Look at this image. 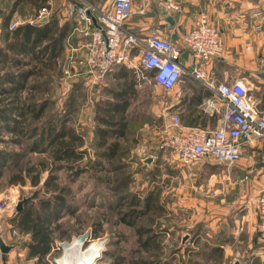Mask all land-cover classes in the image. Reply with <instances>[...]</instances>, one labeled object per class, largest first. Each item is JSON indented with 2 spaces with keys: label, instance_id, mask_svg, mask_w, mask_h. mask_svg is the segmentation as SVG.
<instances>
[{
  "label": "rangeland",
  "instance_id": "obj_1",
  "mask_svg": "<svg viewBox=\"0 0 264 264\" xmlns=\"http://www.w3.org/2000/svg\"><path fill=\"white\" fill-rule=\"evenodd\" d=\"M179 1L183 7V1ZM259 9L255 11L264 13L262 9ZM3 64L5 69L7 68L11 71L13 69L19 73L20 71H28L34 66L32 63L27 65V67H18L14 66L11 61H5ZM48 66V69H42L46 73L33 75L25 80L26 85L25 90L21 93V102L26 101L25 98L27 97H32V100L38 104L50 101L44 115L38 120L32 119V116L29 115L25 126L30 129L36 126L41 127L43 123L48 122L50 117L65 111L68 112L67 110L69 109L68 116L71 119L67 125L74 126L79 134L84 133L86 142L88 141V145L84 148L94 157V150L89 146V143L95 138L92 133L93 129L101 125L95 119L96 109L101 100L105 98L113 99V96L107 92L109 86H103L104 84L102 83L99 89H96L91 81L89 84L78 86L74 83L62 86L61 82H65L63 64L56 62L51 66L48 63ZM44 82L49 83L44 86ZM1 83L8 87L11 85L10 82L6 83L5 80L3 82L1 80ZM38 84H41L42 87ZM124 87L126 88V86ZM120 88L123 87L121 86ZM136 89L137 95L132 102V108L134 116L137 115V119L132 127V134L130 133L134 136L120 139L122 143L120 150L126 152H122V155L116 158L111 166L108 167L114 168L115 165H123L124 167L119 172L113 171L112 175L111 173L108 174L113 179L111 187L103 183V180H100L104 177L106 171L100 172V175L97 174L101 177L98 179L97 175H95V168L89 167V165L90 171L84 172L76 180H73L70 177L71 171L58 169L59 163H53L52 165V157L45 152L26 153V139L28 138H25L24 141L19 134L7 131L5 126L1 128L0 137L2 141H0V149H7L17 155L24 153V155L19 156V161L17 160L19 169L21 165L26 168L34 163L38 164L41 160H46L50 165L43 172L42 181L38 186H33L30 181H27L26 185H9L8 177L10 172L17 170V167H15L16 169L14 167L11 168L10 164L0 179V203L8 199V202L4 203V208L0 214V224H2L1 222H12L10 223L11 226H9L11 227V233H9L10 230H7V239L11 244H17L24 248L26 242L30 243L32 240L31 234H26L20 227H16L18 226L19 217V212L16 209L18 201L30 197L32 200L25 202L24 209H31L34 215L37 213L45 215L54 209V204L44 208L42 207V201H46L52 198L55 193L61 192L67 197L70 207L68 210H64L58 220L52 222L49 231L53 240V248L51 253L41 261V264H50V261L57 264L58 262L54 260H59L63 256V249L59 246V243L70 242L74 236L87 231L91 232V237L86 240L84 249L89 248L98 240L107 239L105 250L99 251L100 255L93 264H132L141 259L151 262V264L156 262L158 264H188L189 259H193L195 261L194 264H217L219 262L220 264H231L229 263L231 260L226 259L223 261L222 255L219 256L220 259L217 258L212 263L205 260V253H208L209 250L208 245L205 244V239L208 238L206 231H208L209 226L206 228L205 223L195 222L193 218L195 215L198 219L207 217L208 208H211V210L227 208L229 213H234L232 212L233 208H239L240 211L246 209L247 201L239 200V189L241 186L232 190L230 178L223 175L216 173L212 176L208 175V173L199 174L196 172L194 174V171L186 167L183 170L179 163L175 162L176 156L168 150L158 148L160 151L157 154L156 152L150 153V148H148L147 144L157 143L159 147L166 135L173 131L170 119H167L162 114V109L153 100L155 97L166 98L167 95L157 89L156 85L151 82ZM15 97V94H0V101H2L0 105H3V107L12 106ZM154 104H156L155 108ZM140 111L142 112L141 116L137 114ZM99 113V115H106L102 109ZM17 118L20 117L18 116ZM0 125H5L4 121ZM15 139L22 140V143H14ZM130 144H135L131 152L128 150ZM150 156L153 157L151 162L153 167L149 170L152 174H147V172L135 173L134 180L130 185V191L138 192L143 197L142 202H144V197L153 189L154 195L160 196L159 201H154L158 206L156 205L155 210L150 214L140 215L135 222L136 225L124 223L123 218L128 212L129 203L124 200L121 202L122 206H116L117 201L115 199L118 191L113 188V185H116L122 178H126L125 176L131 172L130 170L141 169L143 163H147L145 159ZM131 158H137V162L140 164L137 165L135 162L130 168L125 166ZM50 168H53V172H51ZM51 173H53L54 179L51 180L48 186H45L44 181ZM232 181L234 182V179ZM99 193L103 194V197H100ZM111 202H115V206H112ZM143 204L141 203L138 206L139 209L143 208ZM159 219H163V222L167 221L169 225H167L168 232H161L163 230L157 224ZM190 219H192V222ZM232 224L234 223L225 224L227 232L230 229H234ZM257 225L256 230L258 229ZM140 226H145L148 233L141 240H139L137 233V227ZM13 227L18 229L17 233H13ZM199 230L200 237L197 238ZM253 231H255V228L252 229L251 233ZM155 233L158 235V239H155L154 244L152 243L150 248L147 249L143 246V242L148 236L156 235ZM258 238L257 231L256 239L261 242L260 238ZM27 253H30V251L27 250ZM263 255L264 251L260 252L261 260ZM32 260H26L23 256V258L18 260V264H37L35 260Z\"/></svg>",
  "mask_w": 264,
  "mask_h": 264
},
{
  "label": "crops",
  "instance_id": "obj_2",
  "mask_svg": "<svg viewBox=\"0 0 264 264\" xmlns=\"http://www.w3.org/2000/svg\"><path fill=\"white\" fill-rule=\"evenodd\" d=\"M132 1L134 13L126 23V27L143 38L153 34L170 37L182 48L179 62L186 68H192V56L183 44V37L192 28L193 14H207L210 21L221 29V41L224 48L223 54L207 65V80L216 84L236 80L245 81L260 107L264 109V81L256 77V73L260 70L259 62L264 58V27L261 30L255 29L258 20L253 16V12L259 8L264 11V0H182L184 13L174 15L176 23L173 27H170L169 22L164 18L160 6L162 0ZM112 2L113 0H1L0 76L5 75L6 71H11L4 68L3 62L11 61L14 66H18L14 64L12 57L22 59L24 62L30 61V64H35L39 59L40 56H34L30 49H24L21 46L26 42L27 28L33 26L36 28L34 33L32 36L27 35L28 39H31L28 42L29 47L33 44V40L37 36L36 33L39 31L45 29L44 33H52L53 38L50 36L43 38V41L37 44L35 52L44 49L45 51L41 55L44 61L55 58V63L63 64L65 82H61L62 86L73 83L77 86L89 84L90 80L83 74V70L87 56L86 44L91 37L79 30L83 25L77 13L78 8L93 6L108 11L111 9ZM97 26V23H94L92 28ZM36 30L38 31L36 32ZM52 54L55 56L51 57ZM130 54L132 60L116 67L103 86L115 88L123 85L125 80L121 78V70H124L133 75L134 78L131 80L135 83L136 91V88L151 82L156 85L157 89L166 93V98L155 97L153 100L162 109V114L167 119L171 114H179L182 128L192 126L217 128L220 126L221 115H210L205 110L204 99L214 95V92L206 84L185 75L173 90L166 91L160 85L155 84L152 81V76L147 72H145V78H140L138 75L139 68L137 67L140 65L141 59L139 49H132ZM23 67H27V65H23ZM12 72L15 70L12 69ZM99 86L94 85L93 87L99 89ZM107 92L110 93L109 90ZM131 101L133 102L134 99ZM132 105L128 108V112L134 111ZM155 107L156 104H154ZM137 114L141 116L142 112H137ZM86 145H88V141ZM147 145L150 148V153L156 152L157 154L160 151L157 143ZM84 147L83 149H85ZM136 164H140L137 159ZM179 165L185 170L181 164ZM152 167L151 164L143 163L145 170L149 171ZM190 170L194 171V174L195 172L208 173V175L214 176L217 173L230 178L231 189L235 190L236 187L241 186L240 193L238 192L239 200L248 203L246 209H242L245 211L232 207V212H239L235 214L229 213L227 208L222 210L208 208L207 217L198 219L195 215L193 218L195 222L205 223L206 228L209 226L206 231L208 238L205 239V244L209 247L208 253L221 252L222 260H231L229 262L231 264H249L257 259L261 260L259 255L264 251V246L256 239L258 223L256 201L257 197L264 193V138L255 139L247 144L242 159L234 163L233 166L205 163ZM190 221L192 222V219ZM230 222L235 224H232L234 229L227 232L225 224ZM1 223L3 225L1 224L0 233L3 232L8 244L16 246L9 254H5V264H18V260L23 256L26 260L33 259L36 262V259L30 258L27 253V250L30 251L27 246L29 242H26V246L22 248L17 244H11L7 239V230H10L9 233H11L9 226L12 222ZM16 227L18 228V226ZM253 228L255 231L251 233ZM199 233L200 230L197 238L200 237ZM260 248L263 250L260 251ZM262 258L261 261L264 263V255ZM54 261L57 262V259ZM213 261L209 260L211 263ZM50 264H54L53 261H50Z\"/></svg>",
  "mask_w": 264,
  "mask_h": 264
},
{
  "label": "built area",
  "instance_id": "obj_3",
  "mask_svg": "<svg viewBox=\"0 0 264 264\" xmlns=\"http://www.w3.org/2000/svg\"><path fill=\"white\" fill-rule=\"evenodd\" d=\"M160 6L172 15L184 13L179 0H162ZM89 10L96 19L98 26L95 28H92L95 21L88 14ZM77 13L83 25L79 30L91 37L86 44L83 74L92 84L104 83L116 67L132 60L130 52L138 48L140 78H145L146 70H153L152 81L171 91L184 75H189L214 92L204 99V107L210 115H221L217 128H182L179 114L168 116L173 131L166 135L159 148L172 152L183 167L195 169L205 163L233 165L242 159L247 144L264 138V112L248 84L243 80L217 84L207 80V65L224 51L221 29L207 14H193L192 28L183 37V44L192 56V68H186L179 62L182 48L170 37L153 34L143 38L126 27L134 13L132 0H113L108 11L83 6ZM253 16L258 20L255 29L261 30L264 13L254 11ZM259 69L264 70V58L259 62ZM7 200L0 203V214ZM256 211L257 231L264 246V193L257 197ZM17 231L13 227V233ZM0 264H5V254L1 250Z\"/></svg>",
  "mask_w": 264,
  "mask_h": 264
},
{
  "label": "trees",
  "instance_id": "obj_4",
  "mask_svg": "<svg viewBox=\"0 0 264 264\" xmlns=\"http://www.w3.org/2000/svg\"><path fill=\"white\" fill-rule=\"evenodd\" d=\"M35 29L36 28L33 26H29L27 28L26 42L22 43L21 45L24 49H30V52L34 56H40L39 59L36 60L34 66L28 71H20V73L6 71L5 75L0 76V94L7 93L15 94L16 96L12 106L10 105L9 107H3V105H0V124L2 121H4L5 124L0 125V130L1 128H4L3 126H5V129L7 131L19 134L22 140L25 141V138H28L26 139V153L45 152L47 155H50V157H52V165L53 163H59L58 169L70 170V177L73 178V180H76L84 172L90 171V166L96 169H94V171H96L95 175H100V172L106 171L107 175L105 174L104 177H102V179L100 180H103V183L111 187L113 179L108 174L111 173L112 175L113 171L119 172L124 167L123 165H115L114 168L108 167L111 166L116 158L122 155V152H126L120 150L122 144L120 139L134 136L131 134L133 131L132 127L134 126V122H136L137 119V115L134 116L133 111L128 112V108L132 105L131 99H135L137 95V91L134 89L135 83H133V81L131 80V78L133 79L134 77L131 73L121 70V78L125 80L124 84L120 85L119 87L107 89L113 96V99L105 98L101 100L97 105L98 107L96 109L97 111L95 119L101 125H98L97 128L93 129L92 133L95 138L92 139L91 143H89V146H91L94 150V157L90 155L89 151L83 149V147L86 145V138L84 133L79 134L74 126L67 125L68 121L71 119V117L69 118L68 116L69 109L67 110L68 112L65 111L66 113L62 112L58 113L59 115L50 117L48 122L43 123V126H36L33 129H30L25 126L28 116L31 115L32 119L35 120L40 119L44 115L46 108L50 104V101H44L43 103L38 104L32 100V97H27L25 98L26 101L21 102V93L25 90L26 85L25 80L33 75L46 73L42 71V69H48V63H50L51 66H53L55 63V58L46 59V61H44V58H41V55L45 51L44 49L42 51L40 49L35 52L36 48L38 47L37 44L42 42L43 38H47L48 36H50V38H53L52 33H44L45 29L39 31L38 33H36L37 36L33 40V44L30 47L28 46V42H30L31 39H28L27 35L32 36V33H34ZM37 31L38 30H36V32ZM19 50L24 51L22 49ZM36 53L39 54L36 55ZM53 55L54 54H52L51 57L55 56ZM12 61L19 67L30 64V61L24 62L22 59H14L13 57ZM146 72L149 75L153 76V70H146ZM1 80L2 82L3 80H5L6 83L10 82V87L4 86L1 83ZM48 83L49 82H44L43 84L44 86H46V84ZM38 85L41 86V84ZM121 86L123 88H120ZM124 86H126V88ZM1 102L2 101H0V104ZM259 108L262 112H264V109H262L260 105ZM101 109L103 112H105L106 115H99ZM18 116L20 118H17ZM22 140L15 139L14 143H22ZM0 141H2L1 137ZM133 146H135V144H130V146L128 147L129 152H131ZM22 155H24V153L17 155L11 153L7 149H0V179L2 178L10 164L11 168L17 167V170H13L10 172L8 177L9 185H26L27 181H30L33 186H38L42 181L43 172L48 169V166L50 167L49 163H47L46 160H41L38 162V164L34 163L33 165L26 168L22 167L21 165V168L19 169L18 159L19 156ZM136 159L137 158H131L130 161H127L125 166L130 168L131 165L136 162ZM141 167V169L139 168L130 170L131 172H129V174L125 176L126 178H122L117 182L116 185H113V188L118 191L115 199L117 201L116 206H122L123 204L121 202H123L124 200H127V203H129V209L128 212H126V214L124 215L123 222L131 225L135 224L137 218L140 215H147L153 212L155 210V206H158V204H155L156 202L154 201L160 200V196L154 195L153 189H151L152 191L150 190V192L147 193V196L144 197V202H142L143 197L138 192L130 191V185L134 180V176L136 175L135 173L147 172V174H152V172L145 170L143 166ZM50 170L51 172H53V168H50ZM98 175L97 178H101ZM52 179H54L53 173H51L50 176L44 181V185L48 186ZM98 195L100 197H103V194L101 193H99ZM141 203H144V206L142 205L143 208L139 209L138 206ZM51 204H54V209L46 213L45 215H40V213L34 215L31 209H24L23 211H20L18 213L19 217L17 225L24 233L31 234L32 240L27 245L30 249L29 257L36 259L37 264H41V261L46 258L47 255L52 251L53 240L51 238V232L49 231L52 222L58 220L63 214L64 210H68L70 207L69 202L67 201V197H65L64 193L61 192L58 194L55 193L52 198L46 201H42V207L44 208L49 207ZM114 204L115 202L112 203V206H115ZM157 224L163 230L161 232L165 233L167 231V221L163 222V219H159ZM137 233L139 240L144 238L145 234H148L145 226L137 227ZM155 239H158L157 234L148 236L143 242V246L149 249L150 245H152ZM197 254L199 255V253ZM205 254L206 261H215L217 258L220 259L219 256L222 255L221 252L217 251L216 254ZM194 263L195 261H193V259L188 260V264ZM132 264H151V262L141 259L133 262ZM155 264H158V262H156ZM217 264H220V262ZM250 264L264 263L261 260L257 259V261L251 262Z\"/></svg>",
  "mask_w": 264,
  "mask_h": 264
},
{
  "label": "water",
  "instance_id": "obj_5",
  "mask_svg": "<svg viewBox=\"0 0 264 264\" xmlns=\"http://www.w3.org/2000/svg\"><path fill=\"white\" fill-rule=\"evenodd\" d=\"M161 10L164 13V18L169 22V26L173 27L175 25V23H176L175 16L170 14V13H168V12H166L162 8H161ZM88 14L91 17H93V19L95 21V24H96V19H95L94 15L92 14V12L88 11ZM256 77L264 81V70H259L256 73ZM152 160H153V157L150 156L147 159H145V162H147L148 164H151ZM31 200L32 199L30 197L24 198L22 200H19L18 203H17V206H16L17 211L18 212L23 211L25 202L31 201ZM90 237H91V232L87 231V232H85L83 234H80L78 236H74L70 242L64 241V242L59 243V246L63 250H64V247H66V246L68 247L71 243L78 244V245L83 247L85 242H86V240L89 239ZM106 243H107V239H101V240H98L97 243H95V244L98 247V249L102 252L103 250H105V244ZM15 248H16V246L10 245V244H8L6 242L3 232H1L0 233V250H1V252H3L4 254H9ZM98 257H99V255H98Z\"/></svg>",
  "mask_w": 264,
  "mask_h": 264
},
{
  "label": "bare ground",
  "instance_id": "obj_6",
  "mask_svg": "<svg viewBox=\"0 0 264 264\" xmlns=\"http://www.w3.org/2000/svg\"><path fill=\"white\" fill-rule=\"evenodd\" d=\"M95 243L97 242L87 249H84V246L71 243L68 247H64L63 256L57 262L60 264H93L100 255V250Z\"/></svg>",
  "mask_w": 264,
  "mask_h": 264
}]
</instances>
